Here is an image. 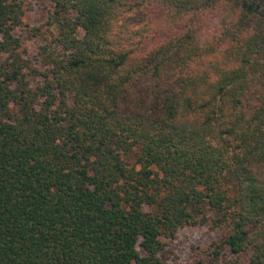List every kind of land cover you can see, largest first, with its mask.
I'll list each match as a JSON object with an SVG mask.
<instances>
[{
	"label": "trees",
	"instance_id": "1",
	"mask_svg": "<svg viewBox=\"0 0 264 264\" xmlns=\"http://www.w3.org/2000/svg\"><path fill=\"white\" fill-rule=\"evenodd\" d=\"M32 56L0 0V264H166L185 226L264 264V0H52Z\"/></svg>",
	"mask_w": 264,
	"mask_h": 264
},
{
	"label": "rangeland",
	"instance_id": "2",
	"mask_svg": "<svg viewBox=\"0 0 264 264\" xmlns=\"http://www.w3.org/2000/svg\"><path fill=\"white\" fill-rule=\"evenodd\" d=\"M52 5V0H24L23 25L16 33L20 34L28 45L34 58L44 39L41 34L34 36L33 32L36 28H40L42 32L47 31ZM45 34L48 35L47 32ZM223 235L222 229L214 228L211 224L180 228L175 237L166 239V264H232L244 259V256H233L229 251H224L219 257L215 256V243L220 241Z\"/></svg>",
	"mask_w": 264,
	"mask_h": 264
}]
</instances>
